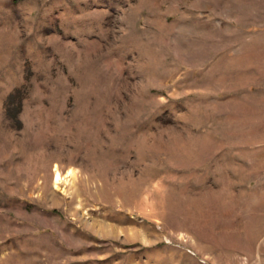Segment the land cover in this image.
<instances>
[{
	"label": "rangeland",
	"instance_id": "obj_1",
	"mask_svg": "<svg viewBox=\"0 0 264 264\" xmlns=\"http://www.w3.org/2000/svg\"><path fill=\"white\" fill-rule=\"evenodd\" d=\"M0 264H264V0H0Z\"/></svg>",
	"mask_w": 264,
	"mask_h": 264
},
{
	"label": "bare ground",
	"instance_id": "obj_2",
	"mask_svg": "<svg viewBox=\"0 0 264 264\" xmlns=\"http://www.w3.org/2000/svg\"><path fill=\"white\" fill-rule=\"evenodd\" d=\"M52 174L54 189L62 194H69L70 186L76 178L75 171L68 168L66 171L62 172L58 167L54 166Z\"/></svg>",
	"mask_w": 264,
	"mask_h": 264
}]
</instances>
